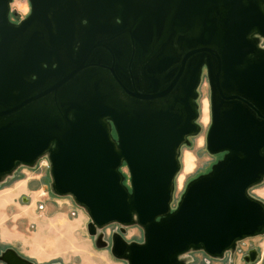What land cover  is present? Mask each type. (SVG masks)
<instances>
[{"label": "water", "instance_id": "obj_1", "mask_svg": "<svg viewBox=\"0 0 264 264\" xmlns=\"http://www.w3.org/2000/svg\"><path fill=\"white\" fill-rule=\"evenodd\" d=\"M11 1L0 0V182L46 159L50 192L84 210L89 235L120 226L109 251L126 264L220 257L264 233L249 193L264 179V0H27L16 22ZM203 70L205 149L220 157L171 207ZM129 225L140 242L122 237ZM0 261L30 264L10 247Z\"/></svg>", "mask_w": 264, "mask_h": 264}, {"label": "rangeland", "instance_id": "obj_2", "mask_svg": "<svg viewBox=\"0 0 264 264\" xmlns=\"http://www.w3.org/2000/svg\"><path fill=\"white\" fill-rule=\"evenodd\" d=\"M11 19L17 21L28 12L27 0H12ZM209 90L204 70L197 87L199 132L188 137L179 151V170L174 179L171 207H174L184 186L191 178L206 172L220 154L205 149V133L209 124ZM46 160V159H45ZM190 163V166H188ZM127 182L126 167H121ZM48 164L37 162L33 167L18 166L0 182V250L10 247L34 264H126L114 258L110 238L119 225L110 223L86 231L88 217L68 196H55L49 190ZM249 193L264 202V179L251 187ZM126 241L140 242L142 230L137 225L123 227ZM259 237L253 238L255 242ZM262 247L264 246V236ZM194 253L193 251L182 255Z\"/></svg>", "mask_w": 264, "mask_h": 264}, {"label": "flooded vegetation", "instance_id": "obj_3", "mask_svg": "<svg viewBox=\"0 0 264 264\" xmlns=\"http://www.w3.org/2000/svg\"><path fill=\"white\" fill-rule=\"evenodd\" d=\"M10 11V10H9ZM10 12L8 14L9 19L12 22H16L11 19ZM264 46V40L262 41ZM264 236V233L261 235L247 237L236 242L233 250L231 252L226 251L220 257H210L205 255L202 251H194L187 255L186 264H264V246L262 247V239L260 237ZM259 237L257 241H251L253 238ZM6 248L0 250V253L3 252ZM15 252L22 258L19 252ZM28 260L30 264H34L30 259ZM0 264H4L0 261Z\"/></svg>", "mask_w": 264, "mask_h": 264}, {"label": "built area", "instance_id": "obj_4", "mask_svg": "<svg viewBox=\"0 0 264 264\" xmlns=\"http://www.w3.org/2000/svg\"><path fill=\"white\" fill-rule=\"evenodd\" d=\"M40 161H43V164L47 166V161L44 158L38 160L37 162L39 163Z\"/></svg>", "mask_w": 264, "mask_h": 264}, {"label": "bare ground", "instance_id": "obj_5", "mask_svg": "<svg viewBox=\"0 0 264 264\" xmlns=\"http://www.w3.org/2000/svg\"><path fill=\"white\" fill-rule=\"evenodd\" d=\"M199 110V109H198ZM188 166H190V163H188Z\"/></svg>", "mask_w": 264, "mask_h": 264}, {"label": "crops", "instance_id": "obj_6", "mask_svg": "<svg viewBox=\"0 0 264 264\" xmlns=\"http://www.w3.org/2000/svg\"><path fill=\"white\" fill-rule=\"evenodd\" d=\"M22 256V255H21ZM24 257V256H23ZM26 258V257H25Z\"/></svg>", "mask_w": 264, "mask_h": 264}]
</instances>
